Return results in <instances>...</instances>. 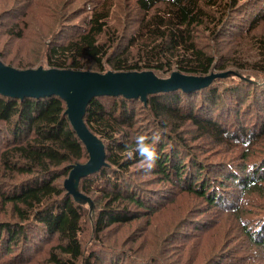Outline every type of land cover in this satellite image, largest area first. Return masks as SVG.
<instances>
[{"label": "trees", "instance_id": "16d2710c", "mask_svg": "<svg viewBox=\"0 0 264 264\" xmlns=\"http://www.w3.org/2000/svg\"><path fill=\"white\" fill-rule=\"evenodd\" d=\"M0 60L226 74L94 98L106 164L79 197L65 180L90 156L65 100L0 94V264H264V0H0Z\"/></svg>", "mask_w": 264, "mask_h": 264}, {"label": "water", "instance_id": "95a60500", "mask_svg": "<svg viewBox=\"0 0 264 264\" xmlns=\"http://www.w3.org/2000/svg\"><path fill=\"white\" fill-rule=\"evenodd\" d=\"M225 75L211 74L207 77H196L174 72L169 78L163 79L153 72L109 71L102 74L88 71L46 70L43 67L18 70L6 66L0 60V94L20 99L57 95L65 100L66 113L90 156L87 163L75 165L65 180V187L79 197L80 179L99 171L106 164L103 142L88 129L84 122L87 107L94 98L124 96L128 99L146 100L147 96L152 93L167 92L178 88L190 91L206 87L214 78ZM91 206L93 209L92 203Z\"/></svg>", "mask_w": 264, "mask_h": 264}, {"label": "clouds", "instance_id": "9594fccd", "mask_svg": "<svg viewBox=\"0 0 264 264\" xmlns=\"http://www.w3.org/2000/svg\"><path fill=\"white\" fill-rule=\"evenodd\" d=\"M144 139H146V137L138 136L136 138V144L140 148V155L146 160L151 161L150 168L152 169L156 166V161L159 159V155L156 149L152 148L150 145H143L142 141ZM128 152H130V150Z\"/></svg>", "mask_w": 264, "mask_h": 264}]
</instances>
